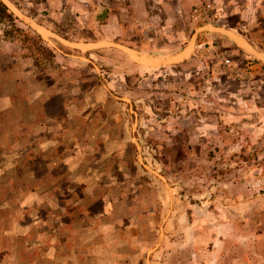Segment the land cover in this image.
Wrapping results in <instances>:
<instances>
[{"label": "rangeland", "instance_id": "1", "mask_svg": "<svg viewBox=\"0 0 264 264\" xmlns=\"http://www.w3.org/2000/svg\"><path fill=\"white\" fill-rule=\"evenodd\" d=\"M1 1L0 264H264V0Z\"/></svg>", "mask_w": 264, "mask_h": 264}, {"label": "trees", "instance_id": "2", "mask_svg": "<svg viewBox=\"0 0 264 264\" xmlns=\"http://www.w3.org/2000/svg\"><path fill=\"white\" fill-rule=\"evenodd\" d=\"M6 17L9 20H11L12 22L14 20H18L17 17L7 8V6L0 0V18ZM13 27H15L16 30H20L21 28H19V26H16L15 24H12ZM32 33H34V35H36V37L41 40L45 46L43 45H38V49H40L41 51H44L48 56L52 57L53 56V52H51V50L49 49V47L47 46V44L44 42L43 38L36 32L31 30ZM36 40H34L35 42ZM27 39L24 38L22 40V43H26ZM259 61H257L253 56L249 57V61L248 64L251 65L253 63H257ZM261 64L262 67H264V64H262L261 62H259Z\"/></svg>", "mask_w": 264, "mask_h": 264}, {"label": "crops", "instance_id": "3", "mask_svg": "<svg viewBox=\"0 0 264 264\" xmlns=\"http://www.w3.org/2000/svg\"><path fill=\"white\" fill-rule=\"evenodd\" d=\"M180 54H181V52L174 51V52H171L170 54L166 55L164 58L168 57V58H171L173 60L176 59L177 57L182 58L183 55L180 56ZM187 54H188V52L185 55H187ZM248 55L250 56V54H248Z\"/></svg>", "mask_w": 264, "mask_h": 264}, {"label": "bare ground", "instance_id": "4", "mask_svg": "<svg viewBox=\"0 0 264 264\" xmlns=\"http://www.w3.org/2000/svg\"><path fill=\"white\" fill-rule=\"evenodd\" d=\"M186 53H187V51H186ZM186 53H185V54H186ZM185 54H184V55H185Z\"/></svg>", "mask_w": 264, "mask_h": 264}, {"label": "built area", "instance_id": "5", "mask_svg": "<svg viewBox=\"0 0 264 264\" xmlns=\"http://www.w3.org/2000/svg\"><path fill=\"white\" fill-rule=\"evenodd\" d=\"M227 61V60H226Z\"/></svg>", "mask_w": 264, "mask_h": 264}]
</instances>
